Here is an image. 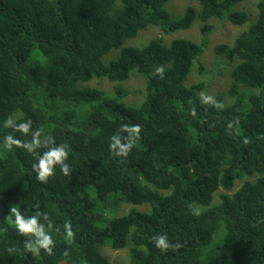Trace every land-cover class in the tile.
Masks as SVG:
<instances>
[{
	"label": "trees",
	"instance_id": "obj_1",
	"mask_svg": "<svg viewBox=\"0 0 264 264\" xmlns=\"http://www.w3.org/2000/svg\"><path fill=\"white\" fill-rule=\"evenodd\" d=\"M172 1L0 0V264H113L105 247L129 264H264V0L251 23L244 0L179 16ZM196 19L204 38L211 19L249 23L215 48L237 64L213 100L186 85L205 40L125 46ZM134 72L139 105L84 85ZM123 203L150 207L106 218Z\"/></svg>",
	"mask_w": 264,
	"mask_h": 264
},
{
	"label": "rangeland",
	"instance_id": "obj_2",
	"mask_svg": "<svg viewBox=\"0 0 264 264\" xmlns=\"http://www.w3.org/2000/svg\"><path fill=\"white\" fill-rule=\"evenodd\" d=\"M261 0H244L238 4L234 10L246 11L250 13L251 22L255 21L258 16L257 3ZM195 6L200 10L197 2L188 0H174L169 5V10L177 16L183 14L188 6ZM179 14V15H178ZM212 27L211 32L204 38L202 33L203 23L200 19H196L193 26L186 31H178L172 35H165L157 27H149L140 32L136 38L128 39L125 42L126 47L142 48L150 43L153 39L161 38L166 44H169L174 38H187L197 43L206 41L207 47L204 54L200 58V62L196 63L191 70L187 79L186 85L190 86L197 83H204L205 90L203 96L207 100H213L220 92H227L231 87L233 80L231 78V71L237 64V60L231 61L225 56H219L215 52V48L221 44L233 45L235 39L240 32L248 28V25L243 27L235 26L229 21L211 19L207 22ZM118 50V53H117ZM119 55V49L112 50L108 55L103 58V63L108 65L109 62ZM89 87L97 88L107 93L108 96L115 95V86H122L127 91V96L122 100L125 106L139 105L145 99L146 81L139 73L134 72L130 80L125 83H111L106 79L94 78L89 83L84 84ZM227 103L230 101L226 98ZM230 104L224 102L227 107ZM242 181L236 183L235 189L229 193H234L242 185ZM226 192L223 188L216 194V204L220 202V194ZM149 205H133L123 203L120 205L115 204L109 207L106 212V218H114L126 215L130 210L136 209L138 211H148ZM103 255L110 259L113 264H129V255L127 250H114L111 247L103 248Z\"/></svg>",
	"mask_w": 264,
	"mask_h": 264
}]
</instances>
